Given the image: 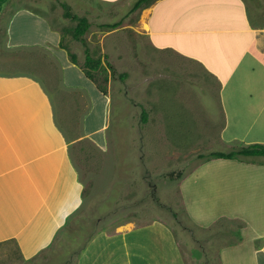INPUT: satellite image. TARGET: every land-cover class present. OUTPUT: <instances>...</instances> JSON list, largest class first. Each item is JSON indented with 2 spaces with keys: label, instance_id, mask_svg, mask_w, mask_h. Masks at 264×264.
Wrapping results in <instances>:
<instances>
[{
  "label": "crops",
  "instance_id": "crops-1",
  "mask_svg": "<svg viewBox=\"0 0 264 264\" xmlns=\"http://www.w3.org/2000/svg\"><path fill=\"white\" fill-rule=\"evenodd\" d=\"M120 1L66 3L75 4L77 15H91L95 21ZM36 2L0 0V21L6 19V46L10 49L7 56L0 50V59L5 58L0 61V243L15 242L24 259L49 250L57 231L82 203L80 185H69L74 175L68 154L59 146L52 147L59 144L60 137L50 130L49 103L30 79L41 74L38 80L46 89L50 72L42 73L40 59L29 52L43 51L41 57L53 61L51 70L60 75L62 85L80 92L86 104V136L94 138L99 133L111 106L107 92L101 93L84 75L83 64L65 44L63 30ZM131 10L133 20L126 25L132 33L130 39L119 32L123 27L111 20L112 15L95 29L85 17L90 25L84 36L97 32L108 56H122L132 66L140 63L134 74L140 78L147 124L160 115L148 104V92L170 85L190 112L188 117L204 126L201 132L212 133L207 138L221 145L222 151L264 144V0H150L137 8L133 4ZM111 36L115 49L118 40L124 48L110 51L106 39ZM68 51L76 62L70 60ZM118 115H114L115 135L119 136L115 140L121 141L122 136L132 143L148 140L145 131L128 130L124 113ZM120 124L125 126L123 134ZM151 124L158 126L159 122ZM177 186L196 225L208 227L219 218L242 224L235 241L220 248L221 264H264L263 157L256 162L224 158L200 162ZM149 226L146 228L153 234H159L158 222ZM135 227L133 221H125L116 232L113 228L98 231L75 264H160L148 247H136L143 236L138 237ZM116 234L120 240L115 245Z\"/></svg>",
  "mask_w": 264,
  "mask_h": 264
},
{
  "label": "rangeland",
  "instance_id": "rangeland-1",
  "mask_svg": "<svg viewBox=\"0 0 264 264\" xmlns=\"http://www.w3.org/2000/svg\"><path fill=\"white\" fill-rule=\"evenodd\" d=\"M64 1L67 2L38 0L35 5L48 15L55 26L63 30L65 44L78 56L79 63L83 64L84 45L71 35L76 21L64 16L61 7V2ZM136 1L117 2L116 6L106 8L104 15L95 21L91 15L85 17L95 29L100 22L109 19L108 15H112L111 20L123 27L119 32L130 39L132 33L126 25L133 20L131 8ZM68 5L71 12L76 14L75 4ZM5 25L6 19L1 20L0 50L5 51L7 56L10 53L6 52L10 49L6 46ZM89 34L82 38L89 53L101 59L103 68L97 78L103 85V79L107 77L105 87L111 98V106L105 112V120L101 124L103 128L93 135L101 143L84 133L86 104L80 92L62 85L60 75L51 70L53 61L49 57L45 59V55L41 57L43 51L29 52L40 59L42 73L50 72L51 81L46 82V89L38 80L42 78L41 74L35 75L37 81L30 79L40 86L49 103L50 125L53 128L50 130L53 133L56 131L60 137L59 144L53 143L52 147L59 146L68 154L70 172L74 175L69 185L70 188L76 182L80 185L82 203L57 231L49 250L42 251L36 258L24 259L15 242L0 243V264H75L82 248L95 233L111 228L114 230L125 221H133L138 237L143 236L136 247H148L151 254L159 258L160 264H221L220 248L235 241L238 226L242 224L219 218L208 227L196 225L187 214L177 185L181 177L200 163V154L222 151V146L209 141L207 137L212 133L206 135V132H201L204 126L188 117L189 111L170 85L156 88L153 93L152 89L148 92V104L161 116L156 115V120H150V124H147L148 115L141 100L140 78L134 74L139 71L140 63L132 66L125 63L122 56H118V59L108 56L97 40L99 34L96 32L91 37ZM111 38L113 36L106 39V46L110 51L124 48L118 40L119 45L115 49ZM2 60L5 61V58L2 57L0 61ZM109 63L114 72L106 68ZM130 73L134 76L131 77ZM148 111L150 112L149 108ZM120 113H124L128 130L142 134L145 131L148 140L132 143L123 141V136L121 141L115 140L119 136L115 135L114 115ZM156 121L159 122L158 126L151 124ZM119 126L120 133L123 134L125 126ZM129 153H133L132 156ZM179 172H182L180 178L168 176L169 173L177 175ZM152 222L159 224L157 235L146 228ZM116 236L117 242H113L115 245L120 240V235Z\"/></svg>",
  "mask_w": 264,
  "mask_h": 264
},
{
  "label": "trees",
  "instance_id": "trees-1",
  "mask_svg": "<svg viewBox=\"0 0 264 264\" xmlns=\"http://www.w3.org/2000/svg\"><path fill=\"white\" fill-rule=\"evenodd\" d=\"M150 0H137L134 3V7L137 8L143 3H146ZM61 7L64 10V16L76 21V25L71 32L73 39L76 41H80L84 45V62H83V73L84 75L94 82L96 88L103 94H106V85L107 77L103 79V85L99 83L97 74L100 73L101 69L103 68L101 59L97 57H93L90 53L88 48L85 46L84 40L82 36L89 28V22L85 17H80L77 14L71 12L69 5L66 2H61ZM106 26V25H105ZM109 26V25H107ZM70 60L72 62H76V56L68 51ZM106 68L114 72L113 67L110 64L106 65ZM202 160L200 162L212 159V158H224V159H237L246 162H256L258 157L264 158V144H249L243 146H237L232 148L229 151H211L207 154H200L199 155ZM168 176L180 178L182 176V172H179L177 175L169 173Z\"/></svg>",
  "mask_w": 264,
  "mask_h": 264
}]
</instances>
